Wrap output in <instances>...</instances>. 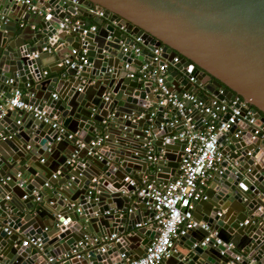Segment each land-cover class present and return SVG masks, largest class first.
Here are the masks:
<instances>
[{
    "label": "water",
    "instance_id": "water-1",
    "mask_svg": "<svg viewBox=\"0 0 264 264\" xmlns=\"http://www.w3.org/2000/svg\"><path fill=\"white\" fill-rule=\"evenodd\" d=\"M5 1L0 0V105L13 87H25L33 93L26 100L67 130L78 131L85 142L97 135L103 141L91 155L81 149L79 162L70 168L66 160L74 139L56 141L57 130L32 112L22 117L6 112L0 118V264H57V258L63 264H118L121 252L138 257L155 229L135 227L151 211L141 214L145 200L130 194L133 187L124 177L131 174L140 183L147 175L165 182L178 171L183 143L172 138L175 129L159 127L160 116L150 119L157 101L151 82L128 77L120 62L132 59L138 65L152 55L154 46H161L168 60L179 57L167 67V80L174 89L199 94L201 84L204 99L239 94L255 107L256 116L264 118V0H77L78 13L94 6L104 11L96 22L102 24L104 18L110 22L101 31L85 35L81 34L84 21L74 31L64 26V18L73 20L71 0H39L43 14L22 28L16 27L20 18L11 22L5 18L19 7L18 17L25 12L21 19L28 20L25 4L7 0L5 6ZM134 36H140L143 44L136 57L124 53L120 45L133 43ZM79 47L86 49L87 63L79 69L65 65V54ZM192 75L194 82L189 80ZM53 91L57 98L51 96ZM140 113L143 116L136 120L123 118ZM71 121L76 125L72 127ZM237 129L241 132L236 137ZM251 130L243 123L218 134L225 155L223 169L209 181L207 198L194 203V216L207 222L209 229L196 227L199 233L192 230L175 241L177 264H229L231 260L230 264H241L233 259L239 251L245 259L264 263V150L257 147L264 138H251ZM150 141L155 160L147 158ZM38 147L51 156L58 153L54 167L33 157ZM98 153L103 155L101 160ZM59 165L61 171L53 177ZM18 172L26 180L24 187L17 184ZM41 187V199L36 201L32 191ZM212 230L223 242H231L233 249L220 254L222 244L201 245ZM112 233L118 240L103 244L100 238ZM22 236L40 237L42 248L23 245ZM133 237H141V252L126 243ZM79 241L85 256L72 252L78 250ZM48 257H52L49 262Z\"/></svg>",
    "mask_w": 264,
    "mask_h": 264
},
{
    "label": "built area",
    "instance_id": "built-area-1",
    "mask_svg": "<svg viewBox=\"0 0 264 264\" xmlns=\"http://www.w3.org/2000/svg\"><path fill=\"white\" fill-rule=\"evenodd\" d=\"M13 1L25 4L26 11L30 13L42 15L44 12L42 6L34 3L33 0ZM71 2L73 4V12L71 13L73 20L70 23L68 18H64V26L67 31H74L82 25V21L78 19L80 13H78L79 5L77 4V0H71ZM87 8L97 18L104 16L102 9L97 10L94 6ZM49 9L47 7L45 10ZM6 21L7 19L5 18ZM97 28L96 22L90 25L84 24L81 34L85 35L89 32H96ZM120 29L124 30V27L121 26ZM133 40L131 44L121 41L120 45L124 53L133 52L136 57L141 54L143 44L140 36H134ZM45 48L43 47V49ZM47 49L48 51L51 50L49 47ZM151 52L152 55L145 58L140 64L135 65L131 59L128 62H124L123 68L127 70L128 77L138 82H151L150 89L155 93L157 101L154 109L150 111V119L152 120L153 117L160 116V128L167 125L175 129L172 138L182 142L183 148L178 162V173L165 182L159 181L156 178L148 179L142 177L141 182L138 183L132 176L126 175L124 177V180L133 187L130 190V194L135 198L144 199L145 208L151 211V215L147 216L144 221L135 223V227H153L155 233L141 255L129 257L126 252H121L119 253L118 264H157L173 256L174 252H176L174 248L175 241L180 236L186 235L196 227L205 230L209 229L207 222L199 220L194 216V203L200 199L207 198L206 188L209 181L214 173H221L223 169L221 162L225 159V155L222 151L221 143L218 141V134L220 132H227L232 126L239 127L243 123H246L252 129L251 138H256L257 136L264 138V118H262V114L256 116L257 110L255 107L239 94H234L229 98L219 99L214 95L204 99L200 94L190 90H176L168 83L167 67L170 62H178L179 57L175 55L171 60H168L162 55L161 46H154ZM32 55L36 56L37 52H32ZM63 63L72 68H81L87 63L86 49L80 47L71 48L70 53L65 56ZM189 80L194 82L195 76H190ZM9 81H12V79H9ZM198 85L202 86L201 84ZM31 96H33L32 92L28 90L24 92L21 87H13L10 96L5 100V104L0 105V118L6 112L17 113L19 117H22L25 112H32L38 119L49 123L57 130L56 141L62 138L67 140L74 139L73 152L71 157L66 160V163L71 166L79 162L80 158L78 154L81 149L85 148L87 155L96 152L94 148L96 145L102 143V135H97L94 139L85 142L83 137L78 136V131L67 130L65 126L56 121L54 116L49 117L46 115L44 109H39L37 106L30 104L26 100V97ZM51 96L57 98V93L52 92ZM142 116V113L133 115L124 114L123 118L136 120ZM151 128L152 125H149V129L146 130L147 134H150ZM240 132L241 130L237 129L234 132V136L237 137ZM150 143L151 141L148 143L149 152L147 158L155 160V157L152 155L154 149H150ZM257 147L264 150V144L257 145ZM250 152L248 151V154ZM102 158L103 155L98 153L97 159L101 160ZM43 160L41 158V161ZM58 173L59 170L53 173L52 176L56 177ZM16 175L19 177L17 184L20 187H24L26 180L20 172ZM92 181L96 182L97 178L93 177ZM44 186H48V183L44 182ZM32 194L36 201L41 199V190L34 189ZM26 196L27 194H24L22 197L25 198ZM71 206H73V203ZM76 210L80 212V207ZM88 237V234L84 235L85 239ZM100 240L105 244L111 240H118V236L112 233L109 237L106 235L102 236ZM209 242H212L213 246L223 245L220 254H224L226 250H231L234 247L231 242H223L217 236L215 230L205 235L201 239L200 244L206 245ZM28 243H31L38 249L42 248L40 237H26V239L22 240L23 245H27ZM77 248L78 250L72 251L74 255H87L83 251L84 247L80 241L77 243ZM99 248L104 250L103 245H100ZM244 255L243 251H239L234 255L233 259L235 261H242L241 264H264L252 257L246 256L245 259ZM47 260L48 262L51 261L52 257H48ZM56 260L57 264H63V259L57 258ZM231 262L233 260L229 264ZM184 264L187 263L184 262Z\"/></svg>",
    "mask_w": 264,
    "mask_h": 264
},
{
    "label": "crops",
    "instance_id": "crops-1",
    "mask_svg": "<svg viewBox=\"0 0 264 264\" xmlns=\"http://www.w3.org/2000/svg\"><path fill=\"white\" fill-rule=\"evenodd\" d=\"M33 2L34 3H36L37 5H39V6H43V4L42 3H40L39 2V0H33ZM7 0L4 2V5L6 6L7 5ZM4 7V6H3ZM5 8V7H4ZM9 9V8H8ZM19 7H16L14 10H11V11H9L8 13H7V15H6V19H7V21L8 22H11V21H14V20H16V19H19L20 18V21L19 22H17V25H16V27L17 28H22L24 25H26L27 24V22L29 23V22H32V21H35L38 17H39V15H36V14H33V13H30L29 14V19L28 20H24V19H21V16L22 15H24L25 14V12L24 13H22V15L20 16V17H18V11H19ZM88 9L89 8H87V7H84L83 8V11L85 12V14H84V12L83 11H81V13H80V15H79V18L78 19H80L81 21H84V23L86 24V25H90L91 23H94V22H96V19H97V17L96 16H94L93 14H91L89 11H88ZM7 12V11H6ZM97 23V22H96ZM110 22L107 20V19H105L104 18V20H103V22H102V24H99V23H97V25H98V28H97V31L96 32H99V31H101L102 30V28L105 26V25H107V24H109ZM23 24V25H22ZM35 29L37 30V27H35ZM128 36H130L129 34H127V33H125V37H128ZM130 37H132V36H130ZM25 42H31L32 43V40L31 39H27ZM50 52V51H49ZM51 53V52H50ZM67 54H65V56H66ZM145 58H148V56H145ZM46 61H48V60H51L52 59V55L51 56H47L46 58ZM121 63V65H122V67H123V64H124V62H120ZM124 69V68H123ZM124 72H126V69H124ZM40 83V82H39ZM18 87V86H17ZM198 87H199V89H200V93L199 94H204V90L202 89L203 88V86H199L198 85ZM15 88V87H14ZM22 88V90L24 91V92H26L27 91V89L25 88V87H21ZM53 92H55V93H57V91H53ZM40 94H41V92L40 91H35V95H39L40 96ZM58 94V93H57ZM154 118V117H153ZM152 118V119H153ZM70 125L73 127V126H75L76 125V123L74 122V121H71V123H70ZM3 137V131H0V139ZM155 148V146H154V144H153V142L151 141V143H150V149L151 150H153ZM34 149V148H33ZM70 149H72L71 148V145L70 146H68V150H70ZM73 150V149H72ZM36 151V152H35ZM34 154H32L33 155V157L36 159V158H40V162L42 163V164H44V165H46V166H55V164L57 163V156H58V153H56V154H54V156H51L50 155V153H48V151H42V149L40 148V147H38L37 149H34ZM39 153V154H38ZM60 153V152H59ZM36 155V156H35ZM33 158V159H34ZM41 158H43L44 160L43 161H41ZM84 161V160H83ZM29 162V161H28ZM31 162V161H30ZM62 168V166L61 165H59L58 166V170H59V173H60V169ZM70 168H73V166H71L70 165ZM64 170L66 169V167H64L63 168ZM89 169L91 170V171H95L96 169H95V167L94 166H89ZM57 170V171H58ZM177 170H178V166H177ZM56 171V172H57ZM66 172H68V169H66L65 170ZM154 173L155 172V168L154 167H152L151 168V173ZM177 172L178 171H176V173L173 175V176H175L176 174H177ZM9 173H12V171L11 170H9ZM59 173L57 174V176L59 175ZM129 176H132L131 174H129ZM143 178H148L147 177V175H143ZM34 189H39V190H42L43 189V187H41V188H34ZM18 191V190H17ZM19 192V191H18ZM44 198H47L46 196H44ZM141 214H148V210L146 209V208H144V207H142L141 208ZM194 213H195V208H194ZM45 224H47V223H45ZM195 231V233H199V231L196 229V230H194ZM24 239H26V236H22V240H24ZM133 240L132 241H126V243L128 244V246L130 247V248H133L134 250H136L137 252H141L142 250L140 249V247L138 246V242H139V240H141V237H133L132 238ZM179 251L180 252H183L184 251V249L182 248V247H179ZM177 262H178V260H177V258H175L174 256H172L171 258H169V259H167L166 260V262L164 263V264H177Z\"/></svg>",
    "mask_w": 264,
    "mask_h": 264
}]
</instances>
